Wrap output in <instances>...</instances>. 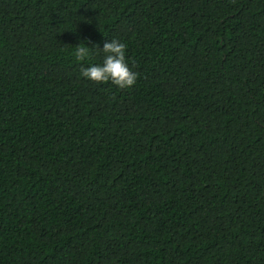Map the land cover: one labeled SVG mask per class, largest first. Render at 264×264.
Returning <instances> with one entry per match:
<instances>
[{
  "label": "trees",
  "instance_id": "16d2710c",
  "mask_svg": "<svg viewBox=\"0 0 264 264\" xmlns=\"http://www.w3.org/2000/svg\"><path fill=\"white\" fill-rule=\"evenodd\" d=\"M0 264H264V0H0Z\"/></svg>",
  "mask_w": 264,
  "mask_h": 264
},
{
  "label": "clouds",
  "instance_id": "9594fccd",
  "mask_svg": "<svg viewBox=\"0 0 264 264\" xmlns=\"http://www.w3.org/2000/svg\"><path fill=\"white\" fill-rule=\"evenodd\" d=\"M97 50L104 53L102 65L82 66L81 77L97 84L112 85L119 89H128L134 86L138 79V73L132 71L126 63V44L117 39L106 41L103 48L98 46L92 48L80 43L75 47L74 56L77 61H85L90 58L92 51Z\"/></svg>",
  "mask_w": 264,
  "mask_h": 264
}]
</instances>
